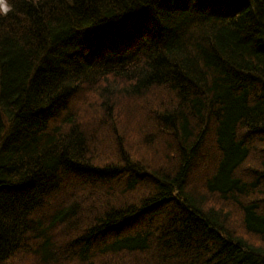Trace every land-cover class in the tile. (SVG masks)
I'll return each instance as SVG.
<instances>
[{
    "label": "trees",
    "instance_id": "16d2710c",
    "mask_svg": "<svg viewBox=\"0 0 264 264\" xmlns=\"http://www.w3.org/2000/svg\"><path fill=\"white\" fill-rule=\"evenodd\" d=\"M0 264H264V0H8Z\"/></svg>",
    "mask_w": 264,
    "mask_h": 264
},
{
    "label": "clouds",
    "instance_id": "9594fccd",
    "mask_svg": "<svg viewBox=\"0 0 264 264\" xmlns=\"http://www.w3.org/2000/svg\"><path fill=\"white\" fill-rule=\"evenodd\" d=\"M9 10V5L7 0H0V13H7Z\"/></svg>",
    "mask_w": 264,
    "mask_h": 264
},
{
    "label": "rangeland",
    "instance_id": "374dc122",
    "mask_svg": "<svg viewBox=\"0 0 264 264\" xmlns=\"http://www.w3.org/2000/svg\"><path fill=\"white\" fill-rule=\"evenodd\" d=\"M8 3V2H7ZM9 5V4H8ZM9 9H10V5H9ZM9 11V10H8Z\"/></svg>",
    "mask_w": 264,
    "mask_h": 264
}]
</instances>
